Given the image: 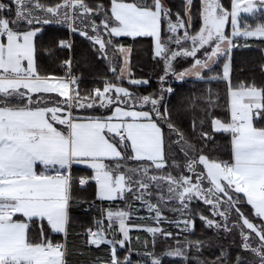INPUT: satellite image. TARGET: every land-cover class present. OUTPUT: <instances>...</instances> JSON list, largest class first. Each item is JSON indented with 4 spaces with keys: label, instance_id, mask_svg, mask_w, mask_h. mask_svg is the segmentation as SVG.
<instances>
[{
    "label": "snow or ice",
    "instance_id": "1",
    "mask_svg": "<svg viewBox=\"0 0 264 264\" xmlns=\"http://www.w3.org/2000/svg\"><path fill=\"white\" fill-rule=\"evenodd\" d=\"M0 264H264V0H0Z\"/></svg>",
    "mask_w": 264,
    "mask_h": 264
},
{
    "label": "trees",
    "instance_id": "2",
    "mask_svg": "<svg viewBox=\"0 0 264 264\" xmlns=\"http://www.w3.org/2000/svg\"><path fill=\"white\" fill-rule=\"evenodd\" d=\"M172 2H173V4L175 6H179V4H180V0H172ZM252 59L256 60V59H258V57L253 56ZM77 71L78 72L82 71L84 73H87L89 71V69L84 67L83 65H80L79 68L77 69ZM88 78L91 79V77H88ZM257 79H259V77H257ZM189 87H191V85H185L186 89L189 88ZM74 215L77 218V220H76V222L74 224V228L77 229V230L80 229L81 226L86 225V224L91 222V217L86 215V214H84L83 212H76V213H74Z\"/></svg>",
    "mask_w": 264,
    "mask_h": 264
}]
</instances>
